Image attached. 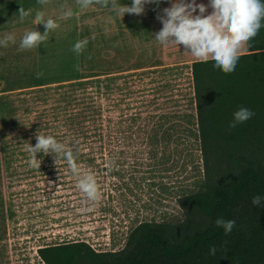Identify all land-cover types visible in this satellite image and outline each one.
<instances>
[{
	"label": "trees",
	"instance_id": "obj_1",
	"mask_svg": "<svg viewBox=\"0 0 264 264\" xmlns=\"http://www.w3.org/2000/svg\"><path fill=\"white\" fill-rule=\"evenodd\" d=\"M246 47L230 74L214 68V61L194 60L0 95L7 180H28L42 199L59 198L65 209L83 206L87 216L132 219L119 250L99 251L84 239L47 243L37 250L46 264H264V27ZM178 74L188 83L192 108L186 110L178 108L181 100L174 93L172 77ZM241 107L254 115L230 128ZM38 130L73 148L81 174L96 177L99 201L86 198L77 187L81 176L63 159L58 168L54 154L38 152L40 169L30 166L27 148L37 143ZM180 132H189L192 140ZM187 143L201 151L204 176L178 198L184 217L138 219L141 194L148 187L167 191L173 149ZM48 180L54 181L52 188L38 185ZM254 196L262 198L261 206L252 204ZM117 200L128 204L119 210ZM220 217L235 221L228 235L216 226ZM212 246L215 255L209 254Z\"/></svg>",
	"mask_w": 264,
	"mask_h": 264
},
{
	"label": "rangeland",
	"instance_id": "obj_2",
	"mask_svg": "<svg viewBox=\"0 0 264 264\" xmlns=\"http://www.w3.org/2000/svg\"><path fill=\"white\" fill-rule=\"evenodd\" d=\"M118 2L132 4V0ZM172 2L162 0L158 7L146 4L143 14H125L122 18L110 8L99 5L80 8L79 17L58 22L59 27L49 33L45 43L31 50H21L20 42L26 32L38 30L43 33L46 30L44 24L35 23L38 11L45 12L46 18L52 17L59 8L76 11V0H50L46 5L39 4L38 0H0V40L9 35L15 38V43L9 42L7 47L0 45V95L26 87L129 69L191 64L196 58L182 45H161L155 39V34L163 27L157 12L162 14V9L170 7ZM20 3L25 10L31 9V15L23 22L17 13ZM196 3L210 5V0H196ZM212 11L209 6L205 15ZM196 14H199L198 10ZM85 38L88 45L77 57L72 48L78 40ZM246 50L245 46L243 52ZM76 64L80 66L79 71L74 68ZM38 72L43 73L40 78L36 76ZM172 78L177 80L172 84L174 93L181 100L178 108H192L187 100V81L179 74ZM180 137L192 140L189 132H180ZM173 152L175 166L164 179L167 191L161 194L158 188H146L138 200L141 207L138 219L160 221L184 217L178 198L197 188V182L204 176V160L201 151L197 147L189 148L188 143L180 144ZM53 183V180L39 181L38 185L52 188ZM35 186L28 180L11 183L6 179L0 124V264H46L38 255L39 247L73 239H84L99 251L119 250L125 245L127 227L132 225V219L126 216V222H123L117 220L119 216L111 214L87 216L83 214V206L65 209L59 198L42 199L45 195H38ZM50 195L54 196L52 192ZM126 204V200L114 202L119 210Z\"/></svg>",
	"mask_w": 264,
	"mask_h": 264
},
{
	"label": "clouds",
	"instance_id": "obj_3",
	"mask_svg": "<svg viewBox=\"0 0 264 264\" xmlns=\"http://www.w3.org/2000/svg\"><path fill=\"white\" fill-rule=\"evenodd\" d=\"M49 2L50 0H38L41 5ZM161 2L162 0H132L131 6H128L120 4L118 0H76L81 9L99 5L102 8H110L121 18L125 14L141 15L145 12L146 4H156L158 7ZM209 6L213 11L205 15ZM197 10L199 14H196ZM17 13L20 21L23 22L31 15V9L25 10L21 4ZM73 15L74 12L71 9L63 13L65 18ZM157 19L161 21L163 27L155 34V39L161 45H182L185 51L190 52L198 62L214 61V68L230 74L235 71L245 46L258 34L260 28L264 27L262 24L264 2L262 0H210V5H205L197 4L196 0H190V2L189 0H173L170 7L162 9V14L157 12ZM35 23L44 24L46 30L43 33L38 30L26 32L20 42L21 50H31L45 43L49 33L59 27L54 19L46 18L43 11L36 13ZM9 42L15 43L14 36L9 35L4 40H0V45L7 47ZM88 42L85 38L74 44L72 51L77 57L85 51ZM74 68L79 71V64H76ZM42 75L41 72L36 74L37 78ZM253 115L250 109L241 107L233 113V120L229 123V127L235 128ZM36 139L35 146L30 144L27 148L31 154L29 161L31 167L39 169L41 167V162L37 159L38 152H43L45 155L54 154L58 168H60V160L63 159L74 175L81 176L77 187L86 198L93 202L100 200L101 191L96 177L92 173L81 174L73 148L66 143L58 142L52 135L42 134L39 130L36 133ZM252 204L261 206L262 198L254 196ZM215 223L218 228H223L225 235L231 233L235 226L234 220H225L223 217L217 218ZM216 251V247L212 246L209 254L215 255Z\"/></svg>",
	"mask_w": 264,
	"mask_h": 264
},
{
	"label": "crops",
	"instance_id": "obj_4",
	"mask_svg": "<svg viewBox=\"0 0 264 264\" xmlns=\"http://www.w3.org/2000/svg\"><path fill=\"white\" fill-rule=\"evenodd\" d=\"M64 12H65V10H62V8H59L57 11H54L53 12V16L52 17H49V18L54 19L57 23L58 22H62L63 19L69 20L68 18H65L63 16V13ZM73 12H74V15L72 17H75L76 15H78L77 17H79L80 8H79L78 5H77V10L76 11H73Z\"/></svg>",
	"mask_w": 264,
	"mask_h": 264
}]
</instances>
